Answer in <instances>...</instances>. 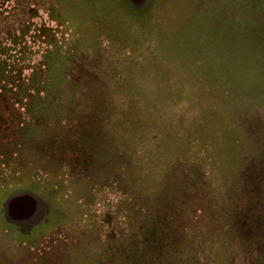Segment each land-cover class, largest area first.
I'll list each match as a JSON object with an SVG mask.
<instances>
[{
	"label": "rangeland",
	"instance_id": "1",
	"mask_svg": "<svg viewBox=\"0 0 264 264\" xmlns=\"http://www.w3.org/2000/svg\"><path fill=\"white\" fill-rule=\"evenodd\" d=\"M264 0H0V264H263Z\"/></svg>",
	"mask_w": 264,
	"mask_h": 264
},
{
	"label": "crops",
	"instance_id": "2",
	"mask_svg": "<svg viewBox=\"0 0 264 264\" xmlns=\"http://www.w3.org/2000/svg\"><path fill=\"white\" fill-rule=\"evenodd\" d=\"M263 245H264V242H263ZM263 264H264V252H263Z\"/></svg>",
	"mask_w": 264,
	"mask_h": 264
}]
</instances>
